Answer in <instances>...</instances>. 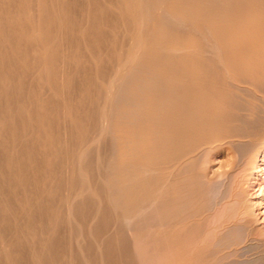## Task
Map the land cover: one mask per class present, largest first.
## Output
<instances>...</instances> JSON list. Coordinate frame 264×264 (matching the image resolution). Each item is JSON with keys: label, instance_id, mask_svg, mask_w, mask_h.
Here are the masks:
<instances>
[{"label": "rangeland", "instance_id": "1", "mask_svg": "<svg viewBox=\"0 0 264 264\" xmlns=\"http://www.w3.org/2000/svg\"><path fill=\"white\" fill-rule=\"evenodd\" d=\"M50 1H51V3H50ZM56 1H57V3H56ZM56 1L55 0H48V2H47V0H20V2H18V0H5V1L0 0V2H1L0 6H2V7H0V25L3 26L2 28L4 31V32H0V37H1V40L3 41V43H2L3 47H2V45L0 46V50L3 49L2 51H0V73L3 74V75L0 74V105H1L0 117H2V118H0V120H1L0 121V127L2 126L0 128V176L2 175V179H3V174H6V175L10 174L11 176L10 175L9 176H10L12 181L16 182L19 179V181L22 182V184H23V182H26V185L23 184V186H21V185L17 186L18 185L17 184L16 185L17 187L12 188L13 191L6 189L2 180L0 182V194H1L0 195V209H1L0 210V229H1L0 230V241L3 244V245H0V247H1V249H4V248L6 249V250L4 249L3 251H0V257H1L0 258V261H1L0 264H18L20 262H21V264H24L25 260L27 262L25 264H37V262H40L41 264H49L50 261H47V260H50V258H51V264H65V263L66 264H75V263L78 264V262H79V264L81 262H84L81 264H97L98 262L100 264H102V263L103 264H110V263L111 264H140L139 260L137 259V257L140 258V256H138L137 253L140 254L141 257L142 256L146 257L147 252L144 253L145 255H143L142 254L143 252H136L134 250V248H133V239H134L133 237L134 236H133V233H131L127 229L128 224L125 222V217L127 215H129L130 213H133L135 211V209L137 210L138 209L137 207L140 208L141 205H142V207H144L146 205H150L151 202H155L156 201L155 199L158 198L156 195V192H155L156 191L155 187L157 186V179H158V176L160 174L159 170H160V164L161 163H160L159 158L156 156L157 149L159 146V138H158V135L156 134V132H154V131H157V128H158L157 126L159 125V120H158V118H156L157 115L159 114L158 113L159 107H156V105H158L157 102H159V98L161 97V93L165 92V91H163L162 86L160 85L162 83L161 79H162L163 75L165 76L168 73L171 74L170 72L175 71V69L178 70V67L180 65L182 66V64L189 59H194V58L204 59L205 58L206 54L204 51H206V50H205L204 45H206V44L204 42H206V41L203 39L204 38L203 37V35H204L203 34L204 33L203 27H204L205 22L203 19H199V21L191 23L189 28L186 30L183 26H181L180 28H176L174 25H172V23H169L168 11L165 9V7H162V6H159L160 8L155 7L157 9V11L155 8L150 9L151 11H149V12L147 11L145 13L146 16L143 19L145 21V22H143V25L146 28L143 29L144 27L141 26L142 27L141 32H143V33H141L142 34L141 38L144 40H147L146 37H148V35L151 34V32L155 28H157L159 20H162L163 24H162L161 34H162L163 40L160 43L156 44V46H153V47L148 48L146 50L142 49V52L141 51L138 52L139 54L136 53V55L134 57H137V58H134L133 59L134 61L132 60L131 64L127 66L128 69L126 68L123 70V72L119 73L118 78H116V80L112 84V83L108 82V80L111 78L110 77L106 78V79H108V80H106L105 77L101 76V74H102L101 72H103L108 67L109 63L112 62L113 65L115 66L118 63L119 59H120L119 62L121 61V58H122L121 53L123 52V49L127 46L123 43L127 44L126 41L128 39V36L130 35V32L129 33L125 32L123 30V26L120 27V25H122L121 22L124 24L127 23V22L125 23L124 19H127V20L129 19L128 23H133V21H135L134 15L131 16L130 12L128 13V10L125 11V9L123 7H122L123 10H122V8L121 9L117 8V4H118L117 2H119L120 0H118V1H116V0H107V1L106 0H94L95 3L93 0H90L91 2L93 1L91 4L95 5L97 3V6H99V8H102V10L105 12L104 13L102 11V15H104L107 19L111 15L109 17V19L111 18L113 20L112 21L110 19L108 22V25L103 24L104 20H102L103 23H102V21H101V23L103 25H100L101 23L100 24L98 23V24L93 26L92 22L96 19H95L94 14L91 13L92 11L89 12V9H90L89 5H91L90 1H88V0H71V1L68 0L66 2H63L61 0L60 1L56 0ZM124 1L127 3V0H124ZM186 1L189 2L188 0H186ZM247 2H250V1L249 0H247V1L246 0L245 1L244 0H232L231 3L229 4L230 6L228 5V8L226 7L228 10L226 8H223L224 6L222 7V5H219L221 2H218L219 4L217 2L216 3L212 2L213 6H215V4H217V5L214 8L206 6L203 8L204 10L203 9L201 10V12L204 11L206 14H212V13H219L221 11L223 12L224 10H222V9H225L226 11H229L230 8H231V10H233V9L234 10H240L242 8L243 9L247 8V5L254 6V4L259 6L260 7V8L258 7L259 9L264 10V0H263V2H262V0H260V1L257 0V3L250 2L249 4H247ZM58 3H59V5H57ZM10 4L14 8L10 7L11 6ZM62 4L66 5V6L68 4V6L66 7V6H63ZM7 5H8V7H7ZM61 6H63V7H61ZM72 6H74V8H72ZM217 6L221 7L222 9L217 8ZM254 7H256V6H254ZM22 8H24L25 10H26V8H28L25 11L26 13L24 12V9H22ZM45 9H47V10L45 11ZM86 9L88 10V12L86 11ZM20 11H21V13H20ZM24 13H25V15H24ZM54 13H56V14H54ZM125 14H127V15L124 18ZM34 15H36V16L34 17ZM62 15H64V16H62ZM10 16H11V18H10ZM46 16L49 18L48 22H47V20H45V19H48V18H46ZM66 16H67V18H66ZM128 16H131L132 19H130ZM147 16H149V17H147ZM23 17H25V18H23ZM115 17H116V19H115ZM118 17H119V21H118ZM185 17H184V20L189 21L188 23H190V19H187ZM58 18L59 19L61 18L60 19L61 21H59ZM63 18L65 19V21ZM43 20H45V21H43ZM119 22H120V25H118ZM80 23H82V24H80ZM116 23H118V24H116ZM5 24H7L9 27ZM49 24H50V26H49ZM77 25H83V28L79 31H77L76 29L74 31V26H77ZM4 26H7L8 29L7 28L5 29ZM27 26H29V29ZM114 26H116V27L114 28ZM118 26L120 28H122V29H120L121 31L119 29H117ZM10 27H12V28H10ZM16 27H17V29H15ZM71 28H73V29H71ZM11 29H14V30L11 31ZM9 30H10V32H9ZM102 30H103V32H102ZM122 30L125 33H123ZM145 30H147L146 33H145ZM183 30H185V31H183ZM25 32H27L29 35L28 34L26 35ZM108 32H109V34H108ZM115 32H117V33L120 32L118 35L121 38L118 36L116 37L115 35L117 33L115 34ZM3 33H5L6 35ZM102 33H104V34H102ZM121 33L123 35H125V37H127V39L125 38L126 40L124 38H122ZM31 34H33L32 35L33 38H31ZM45 34L48 35V37H50V39H49V41H47V43L44 44V43H41V38H42V35H45ZM110 34L111 35L113 34L112 36H114V37H112ZM62 35H64L65 37ZM27 36H29V37H27ZM6 37H7V40L5 41ZM12 38H13V41H12ZM30 38L32 40H34V42L33 41L31 42ZM110 38H112L114 41L112 42V39H110ZM19 39H21V43H20ZM29 39H30V41H29ZM85 39H87V40H90V39L93 40L94 39L95 41L94 42L93 41L87 42V41H85ZM99 39H104V41H101L102 42L101 43V42H99L100 41ZM22 40H24L25 42H23ZM27 40L30 43L29 45L25 44ZM56 40H57V42H56ZM83 40L87 43H85ZM28 41H27V43H28ZM53 41L55 43H53ZM96 41H97V43H96ZM13 42H16V43H13ZM90 42H92V44L89 46ZM8 43H11V44H8ZM19 43H20V45H19ZM33 43L35 46H37L38 44L40 46L39 45L37 46V48H38L37 52L32 53L29 50L31 49V47H33ZM93 43L96 45L98 44L97 46H99L98 50L99 51L101 50L100 52L104 51V48H103V50L101 49L102 47H104V46H106L107 48L110 47V51L112 50L114 56L112 54L107 55L106 52L104 55V53L102 52L103 55L97 56V58L93 57L95 59L92 60V62H91V60H90L91 57H89L88 53L91 50L90 48H91V46H93ZM75 44H78L79 45L78 48L80 47L82 50L80 48L78 49L79 51L76 50L74 48ZM84 44H86V45H84ZM100 44H102L101 47H100ZM108 44L111 46H108ZM6 45H8L9 47ZM14 45H15V47H14ZM24 45H25V47H24ZM5 46L7 47V49H9L7 51H10L12 54L11 53L10 54H4V53H9V52H6ZM11 47H14V48H11ZM112 47H113V49H112ZM22 48H24V49H22ZM25 48L29 49V50L27 51ZM14 49H15V52H16V50L18 52H16V53L13 52ZM108 50H109V48H108ZM21 51H23L24 55L21 53ZM109 52H107V53H109ZM20 53L22 55H20ZM16 54H18V55H16ZM25 54H28V56H26ZM64 54H65V57H64ZM66 54H68V55H66ZM77 55H78V57L76 58ZM24 56H26V57H24ZM87 56H88V58H87ZM4 57L5 58L8 57L7 60L5 59L6 60L5 62H4ZM45 57H47V59ZM10 58H14V59H10ZM25 58H27V59H25ZM41 58H43V59H41ZM62 58L65 60H63ZM93 58H91V59H93ZM9 59L12 61L14 60L12 62V64H11V61ZM170 59H172V62L169 61ZM83 61H84V63H83ZM93 61H95V62H93ZM115 61L117 62L116 64H115ZM6 62H9V63H6ZM49 62H50L51 66L53 64L52 67H50V65L48 64ZM26 63H28V64H26ZM25 64H26V66H25ZM36 64H37V66H36ZM5 66H7V67L4 69ZM53 67H55V68H53ZM52 68L54 69L53 71L55 73L52 70L50 71V69H52ZM65 68H66V70H65ZM16 69L17 70L19 69V72ZM68 69H69V72L67 71ZM92 69H94V70H92ZM59 71H61V72H59ZM64 71L67 73H64ZM52 72L54 73V75H52L53 74ZM26 74H28V75H26ZM93 74H94L96 80L93 79V77H94ZM133 74H134V77H133ZM34 75H36V77ZM51 75H52V78H51ZM56 75H57V77H56ZM1 76L3 78H1ZM26 76H27V79H26ZM53 76H55V78ZM75 77H76V79H75ZM155 77H156V79H155ZM48 78H50L49 81L55 79L54 81L55 82L57 81L56 84L54 83V81H52V83L55 84V85L54 84L52 85V83L48 81ZM132 78H133V80H132ZM117 79L119 81H117ZM152 79L154 81L151 82ZM91 80H94V81H91ZM74 82L76 83V85H74L75 84ZM96 82H98V83H96ZM59 83H61V84H59ZM16 84L18 86L20 85L21 87L23 86V89H21V92L19 95L17 94L18 93V91H17L18 86ZM92 84H94V86ZM1 86H3V87H1ZM59 86H60V89H59ZM95 86H97V87H95ZM28 87H30V88H28ZM62 87H63V89H62ZM98 87H100L101 90H99L100 88H98ZM108 88H110L111 90ZM116 89H118V90H116ZM108 90H109V92H108ZM100 91H101V93H100ZM43 93H44V95H43ZM157 93H158V95H157ZM98 94L100 97L97 96ZM103 94H104V96H103ZM55 95H57V96H55ZM101 95L104 97V99ZM114 95H115V98H114ZM4 96H5V98H4ZM116 97H118V98H116ZM157 99H158V101H157ZM17 100L20 102L19 105L16 103ZM67 100H69V101L67 102ZM99 102H101L102 105ZM33 105H34V107H33ZM95 105H97V106H95ZM52 106H54L55 109ZM108 106L113 107V108H110ZM22 107L24 109H22ZM96 107H98V108H96ZM25 108H27V109H25ZM28 108H31V109L29 110ZM68 108H71V109H68ZM52 109H54V110H52ZM56 109L58 111H56ZM7 111H9V112L7 113ZM96 112L99 115H97ZM144 112H147L148 117L144 116ZM9 113H10V115H8ZM11 114H12V116H11ZM93 114H95V115H93ZM4 115H5V118H8V120L3 118ZM16 115H17V117H16ZM21 115H23L24 117ZM109 116L112 118H110ZM21 117H23V118H21ZM25 117H27V119ZM95 117L96 118L98 117L99 119L97 118L98 119L97 120V119H95ZM102 118H104L106 120V122H104L103 121L104 119H102ZM50 120H51V122H50ZM56 122H57V124H56ZM95 122H98V123H95ZM103 122H104V124H101ZM22 123H24V124H22ZM7 124H10V128H9V125H7ZM11 124H13V125H11ZM102 125H104V126H102ZM11 126H15V128L13 129V127H11ZM76 127H77V129H76ZM6 129H7V131H6ZM29 130H31L30 133H28ZM88 130H91V132ZM149 130H151V131H149ZM87 131H88L89 135H86ZM93 131H95V133ZM150 132H151V134H149ZM69 133L71 136L69 135ZM90 133L91 134L93 133L95 137H98L99 141L97 140L98 141V142H96L97 144L95 143L96 146L94 145L91 149H89L86 152L84 159H83V162H81V164L75 163V162L73 163V154L75 153L74 148L76 147V145H79L80 142L82 143L83 140L86 142L90 139L91 136L94 137L93 134L91 135ZM20 135L22 138L20 137ZM76 136H79V137H76ZM80 136H82V137H80ZM64 137H65V139H64ZM83 137H84V139H83ZM1 138H3V139H1ZM6 138H7V140H6ZM57 139H60V140H57ZM23 140H25L26 142H24ZM27 141L29 143H27ZM55 141H56V143H55ZM71 141H72V143H70ZM49 144H51V145L49 146ZM28 146H30V147L28 148ZM57 147H58V149H57ZM30 148L32 150V154L30 153L31 151L28 150ZM27 150H28V153L26 152ZM21 151L23 154L21 153ZM53 151H55V152H53ZM57 151L59 153H56ZM1 152L3 155L1 154ZM5 154H6V156H4ZM25 154H27L26 157H24ZM29 154H31V156ZM52 155H53V157H52ZM70 155L72 157H70ZM108 155H110V156H108ZM55 156H57V157H55ZM29 157L32 160L31 161L29 160V162H28V161H26V159L28 160ZM3 158H4V162H3ZM15 162H17V163H15ZM2 163H3V165H2ZM21 163H23V164H21ZM143 163H144V165H143ZM145 163L147 164V166ZM213 163H216V164H214L215 165L214 168H215L217 166V160ZM255 163L256 164H254V166H253L254 168L252 167L242 176L241 183H239L241 185L238 186V191H237L236 186L233 185V181H230L231 179L230 180L228 179L227 182L226 181L224 182V184H223L224 188L223 187L221 188L220 186H218L216 188L217 191L215 192L214 195H217V198L222 196V194H224V193L226 195L231 194V196H226L224 194L223 195L224 198L226 197L225 200L223 199V197H220V199L222 198L224 200V202L220 201V204L215 205V206L219 205L218 206L219 209H218V207H215L214 205L211 204V206H213V207H212V209H209L210 212L209 211L206 212L204 210H201V212L199 214L200 216H198L196 218V219L204 220L205 215L207 213L206 218L208 219V221H210L209 224L210 223L213 224L212 222H214V220H213L214 216L217 217L216 214L218 215V213H220L219 210L223 209L224 215L222 217L223 220H221V221H223L224 224L226 223V225H229V226L223 225L225 228L223 226H221V228H218L216 230V229H213L215 227L210 224L211 226H213L212 229L214 231V233L212 235H210L212 237V238H210V241H211L213 246L210 247L212 250L209 248L210 251L208 250L207 251L208 253L205 252L206 255L208 254L207 256L205 255L204 252H201L202 256L205 255L207 257V259H206V257L204 256L205 264L206 263L207 264H216V262H217V264H223V262H224V264H230V263L231 264H240V261L242 264V262L245 261L243 258H245L247 256H245L246 255L245 254V255H243V258H242L241 255L243 253L240 254V252H239L240 255L238 254V251L236 249V243H234L233 244L234 246H233V245H231L233 242L230 243L229 240H227V242H226L225 238H222V237H226V236H224V234H226V232L229 231L228 228H230V230H231L233 228V226H235L233 224H237L240 226L242 223H244V225L242 224L244 227L241 225L244 228L243 229L244 232L245 231H247L248 233L250 232L249 235L257 236V238H264V159L261 157V155L257 156ZM16 164H18V165H16ZM133 164H135V165H133ZM23 165L25 168L23 167ZM255 165H256V167H255ZM26 166H28V168H26ZM120 166H121V168H120ZM134 166H136V167H134ZM141 166H142V168H141ZM29 167H30V169H29ZM114 167H116V169ZM148 167L151 169H149ZM2 168H4V169L2 170ZM79 168H81V170H83L84 175H85V176H83L82 179H81V177H79L80 176L78 173ZM100 168H102V169H100ZM15 169H17V170L15 171ZM156 169H158V170L156 171ZM25 170H26V172H24ZM151 170H153V171H151ZM27 171H29V172L27 173ZM11 172H13V173L16 172L15 173L16 175L14 174L15 175L14 176L13 173L11 174ZM132 174H133V176H132ZM129 175L131 178L128 177ZM143 175H145V176H143ZM125 177H126V179H125ZM43 178H44V181H43ZM119 178H120V180H119ZM127 180H128V182H127ZM59 181H61L62 183ZM77 181L80 183H78ZM82 182L85 185L87 184L89 187L92 186V187H90V191L83 194V195L78 196L75 199L76 202L74 203L75 204L74 206L73 205L72 206L66 205L65 202L63 201L64 200V195H63L64 190L63 189H65V190L68 189L67 185H70V188L72 187L71 189H75V188L78 189V188H80ZM230 182H232L231 187H229V189L231 188V192L229 189L226 188V187L230 186L229 185ZM27 184H28V186H27ZM126 184H127V186H126ZM154 184H155V186H154ZM225 184H227L228 186ZM133 186H135V187H133ZM241 186H242V188H241ZM232 187H233V190H232ZM104 188L107 191L104 190ZM146 188L149 190H147ZM218 188L221 189V191H222V192H219V194L222 193L220 195L216 194V193H218V191H220ZM130 189H132V190H130ZM59 191H61V192H59ZM143 191L145 193H143ZM235 191L237 193L240 192L239 193L240 196L237 195V193ZM23 192H25V193H23ZM134 192H135V194H133ZM39 193H40V195H39ZM59 193H60V196H58ZM61 193H62V195H61ZM129 193H130V195H128ZM139 193H141V194L139 195ZM146 193L148 194V197L146 196L147 195ZM11 194L13 197H11ZM235 194L238 196V199L235 197V199L237 201L234 200V197H233V195H235ZM24 195L27 197H24ZM149 195H151L152 197ZM214 195L212 197L216 198V197H214ZM55 196L57 197V199H55L56 198ZM82 196H84V197H82ZM8 197H10L11 200H9L10 198H8ZM142 197L144 200H142ZM153 197H154V199H153ZM239 197H240V199H239ZM150 198H151V200H150ZM25 199H26V201H25ZM37 199H38V201H37ZM44 199H46L47 201ZM13 200L15 203L13 202ZM131 200L134 202L131 203ZM36 201H37V203H36ZM39 201H40V203H39ZM49 201H51V202H49ZM226 201H227V204H225ZM61 202L62 203L64 202L63 203L64 205ZM108 202L109 203L112 202V203L109 204ZM231 202H232L233 207L230 204ZM235 202H237V203H235ZM8 203H9V205H8ZM233 203L235 205H233ZM32 204L36 207L34 208ZM26 205L31 206V207L27 206V209L29 207L28 212L26 209ZM220 205H223V207ZM6 206H8V207H6ZM42 206H44V207H42ZM65 206H67V208H68L67 210H66ZM227 206H231L230 210H229V207H227ZM13 207H15V208H13ZM37 207H39V208H37ZM54 207H55V209H54ZM133 207H135V208L133 209ZM9 208H10V210H9ZM20 208L26 209V210H24L25 212L21 211L22 209H20ZM30 208H31V210H30ZM69 208H70L71 212H70ZM213 208H216V209L213 210ZM12 209H16V210H12ZM43 209L46 211H44ZM32 210H33V212L30 213L29 211H32ZM35 210H36V212H35ZM72 210L75 212L73 213ZM131 210H133V211H131ZM227 210L232 211L230 213V215L233 214L232 216H235V217H231L229 215V211L226 212L227 215H225L226 214L225 211H227ZM37 211L38 212L41 211V214L38 213ZM64 211L65 212L67 211L68 213L66 212V214H65ZM126 211L127 212L129 211L130 213L128 214V213H126ZM236 211H237V213H236ZM62 212L66 216L71 217V218H69L70 221L69 220L65 221L67 218L65 217L64 214H62ZM112 212H113V214H112ZM243 212H245V213H243ZM12 213H14V214L11 215ZM25 213H26V215H25ZM27 213L32 214V215H29ZM148 213H144L141 217H139L141 219L138 218L137 223L142 224L144 222V218H147ZM208 213H210V214H208ZM222 213L219 214L220 216L218 215L219 220L222 216L221 215ZM242 213L245 216L241 219L240 214H242ZM67 214H69V215H67ZM9 215H11L14 219L11 216L9 217ZM101 215H103V216H101ZM61 216L62 217L64 216L63 219ZM99 216H101V217H99ZM224 216H226V218ZM228 216L231 218H229ZM59 217H60V220H59ZM79 217H80V220L78 219ZM91 217H92V219H91ZM203 217H204V219H203ZM45 218H46V220H45ZM142 218H143V220H142ZM233 218H236V220H233ZM1 219H3V220H1ZM5 219H7L9 222H6L7 220L5 221ZM112 219L115 221H113ZM230 219H232V221ZM239 219H241L240 223H238ZM211 220H213V221L211 222ZM242 220H244V221L241 222ZM26 221H28V222H26ZM32 221H34V222H32ZM44 221H45V223H44ZM59 221L62 223H60ZM215 221H217L216 218H215ZM227 221L228 222L230 221L229 223L231 224V227ZM66 222L68 225L66 224ZM77 222H79V224ZM81 222H82V224H81ZM36 223H38V224H36ZM46 223H48V225ZM70 223L72 226L70 225ZM216 223L217 222L214 223L215 226L217 225ZM4 224H6L7 228L5 227ZM29 224H30V226H29ZM40 227H41V229H40ZM48 228H49V230H48ZM71 228H73V229L71 230ZM247 228H249L250 230L248 231ZM5 229H7V230H5ZM3 230H5V231H3ZM32 230H34L35 232ZM215 230H216V232H215ZM124 231H125V233H124ZM217 231H218V233L220 231H222V234L220 232L219 234H221V235H219L217 233ZM15 232H16V234H15ZM55 232H56V234H55ZM128 232H130V233H128ZM223 232H224V234H223ZM48 233L50 235H47ZM100 233H101V235H100ZM8 234H9V236H8ZM7 237H10L12 239V241H11V239H9V241L4 239ZM46 237H48V239ZM57 237L59 239L60 238L61 239L59 240ZM69 237H70V239H69ZM218 237H220V238H218ZM38 238L39 239L41 238V239L39 240ZM75 238L77 241L75 240ZM2 239H4V240H2ZM50 239L52 240V242ZM58 240H59V242H58ZM108 240L110 243L108 242ZM221 240H224V241L221 242ZM4 241H6V242H4ZM24 241H25V243H24ZM56 241H57V244H56ZM7 242H8V245L6 246ZM45 242H47V243H45ZM216 242L218 245H216ZM228 243L230 245L229 249H231V251L227 248L229 246ZM48 244H49V246H48ZM66 244H68V245H66ZM73 244H75V245H73ZM31 245H32V247H31ZM62 245H64V246L62 247ZM86 245L88 246V248ZM14 246H15V248H14ZM108 246L110 247L109 249H108ZM7 247H8V249H7ZM47 247H49L50 250ZM65 247H67V248H65ZM237 247H238V245H237ZM72 248H74V249H72ZM75 249H78V250H75ZM17 250H18V252H17ZM60 250H61V252H59ZM44 251H46V252L43 253ZM64 251H66V253ZM98 251H100L99 255H98V253H99ZM110 251H111V253H110ZM232 251H233V253H230ZM80 253H81L80 256L77 255ZM155 253L156 252L147 253V254H150L152 257L150 258L151 260L148 259L151 261V263H149L150 261H148L146 263L157 264V262L159 263V261L165 257V252L164 253L159 252L160 254L157 252L156 255H155ZM209 253H211V254H209ZM33 254H34V257H33ZM37 254L39 255V257L40 256H42V257L38 258ZM68 254H70V255H68ZM73 254L74 255L76 254V258H75V256H73ZM237 254H238V256H237ZM29 255H31L32 257ZM150 255H148L147 258L150 257ZM159 255L161 257H159ZM25 256H28V257H25ZM97 256L98 257L100 256L97 259L98 261L96 260ZM60 257H61V259H60ZM135 257L138 261L135 259ZM29 259H30V261H29ZM74 259H76V260H74ZM157 259H159V261ZM215 259H217V260H215ZM72 260H73V262H72ZM95 260L97 261L96 263H95ZM207 260H209L210 263H208L209 261H207Z\"/></svg>", "mask_w": 264, "mask_h": 264}, {"label": "bare ground", "instance_id": "2", "mask_svg": "<svg viewBox=\"0 0 264 264\" xmlns=\"http://www.w3.org/2000/svg\"><path fill=\"white\" fill-rule=\"evenodd\" d=\"M5 1V0H4ZM56 1V0H55ZM60 1V0H58ZM63 2H66L68 0H61ZM71 1V0H70ZM90 1V0H88ZM94 1V0H93ZM92 1V2H93ZM107 1V0H106ZM118 1V0H116ZM189 2H187L186 0H127V3L124 0H120L119 2H117V8H124L125 11L128 10V13L130 12L131 16L134 15V20L133 23H128L129 19H124L125 23H122V25H120V22L118 25L123 26V30L125 32H130V35L127 37H125V35H123L121 33L122 38H126L127 39V44L123 43L125 45H127L124 49L122 54V58L121 61L118 63L115 61V66L113 65V63H109L108 67L101 72V76L106 78H111V79H106L108 80V82L112 83L116 80V78H118L119 73L123 72L124 69L127 68L128 65L131 64L132 60L136 55V53L138 52H142L143 50H146L148 48H151L153 46H156V44L160 43L163 40L162 34H161V30H162V20H159L158 22V26L157 28H155L151 34L148 35L147 40H144L141 38V28L144 27L143 22H145L143 19L146 16V12L151 11L150 9L152 8H157L159 6L165 7V9L168 11V21L169 23H172V25H174L176 28H180L181 26H183L186 29L189 28V26L191 25V23H194L196 21H199V19H203L205 24L203 27L204 30V35H203V39L206 41L204 42L206 45L205 46V58L204 59H189L186 62H182V66L180 65L178 67V70L175 69V71L170 72L171 74H167V75H163L161 81L162 83L160 84L162 86L163 91H165L164 93H161V97L159 98V102L158 105H156V107H159V114L157 115L156 118H158L159 120V125L157 126V131L156 134L158 135L159 138V146L157 149V153L156 156L159 158L160 160V174L158 176L157 179V186L156 188V195H157V199H155V202H151L150 205H146L144 207H142V205L139 207H137L138 209L133 212L130 213L129 211L126 213H130L129 215H127L125 217V222L128 224V230L133 233V248L136 252H143L142 254L145 255L144 253H150V252H156L155 255L157 254V252H165V257L159 261V259H157L159 261V263L157 262V264H205L204 261V256L206 255L205 252H207L209 250L210 247H212V243L210 241V238H212L210 235H212L214 233L213 229H218L221 228V226L225 225V226H229L226 225V223L224 224L223 221V209L219 210L220 213H222L220 220L218 219V215L220 213H218V215L216 214L217 217L214 216V222H212L213 220H211V222L215 228L212 229L213 226H211L209 224L210 221H208V219L206 218L207 216V211H209V209H212L213 206L212 205H216V204H220V201L224 202L225 198H224V194H222L223 199L221 200L220 197L217 198V195H214L215 192L217 191L216 188L218 186H220L221 188L224 186V182L228 181V179L230 181H233V185L236 186L237 191H238V186L241 185L239 183H241V178L242 176L249 170L251 169L255 163V160L257 158V156L261 155V157L264 159V10L259 9L260 7L257 6L256 4H254V6H249L247 5V8H242L240 10H230L226 11L225 9H222L221 7L217 8H221L222 10H224L223 12H219V13H212V14H206L204 11L201 12V10L204 7H215L217 4H215V6L212 5V2H221L219 5H222L223 8H228V5L231 3L232 0H188ZM245 1V0H244ZM247 1V0H246ZM250 2L253 3H257V0H249ZM260 1V0H259ZM18 2H20V0H18ZM48 2V0H47ZM90 1V4L92 3ZM193 2V3H192ZM250 2H247V4H249ZM263 2V0H262ZM1 3V2H0ZM6 3V2H5ZM51 3V1H50ZM57 3V1H56ZM77 3V2H76ZM95 3V1H94ZM100 3V2H99ZM98 3V4H99ZM102 3V2H101ZM126 3V4H125ZM259 3V2H258ZM45 4V3H44ZM79 4V3H78ZM116 4V3H115ZM9 5V4H8ZM7 5V7H8ZM11 5V4H10ZM59 5V3L57 4ZM61 5V4H60ZM63 5V4H62ZM87 5V4H86ZM103 5V4H102ZM101 5V6H102ZM165 5V6H164ZM212 5V6H211ZM46 6V5H45ZM66 6V5H63ZM61 6V7H63ZM68 6V4H67ZM66 6V7H67ZM90 9L89 12H91L92 14H94L95 19L92 23L93 26L96 24H100L102 20H104V23L102 21L103 24L108 25L109 20V16L108 19L102 15V8H99V6H97V3L95 5L91 4L89 5ZM88 6V7H89ZM115 6V5H114ZM230 6V5H229ZM246 6V5H245ZM263 6V5H262ZM2 7V6H0ZM10 7H13L12 5ZM116 7V6H115ZM259 7V8H258ZM14 8V7H13ZM46 8V7H45ZM72 8H74V6H72ZM80 8V7H79ZM86 8V7H85ZM122 8V10H123ZM155 8V9H156ZM160 8V7H159ZM226 8V9H227ZM262 8V7H261ZM8 9V8H7ZM24 9V8H22ZM28 8H26L27 10ZM65 9V8H64ZM207 9V8H206ZM3 10V9H2ZM24 9V12L26 11ZM47 9H45L46 11ZM119 10V9H118ZM164 10V9H163ZM165 10V11H166ZM204 10V9H203ZM228 10V9H227ZM63 11V10H62ZM67 11V10H66ZM69 11V10H68ZM73 11V10H72ZM86 11L88 12V10L86 9ZM157 11V9H156ZM211 11V10H210ZM220 11V10H219ZM16 12V11H15ZM49 12V11H48ZM104 12V11H103ZM18 13V12H17ZM21 13V11H20ZM26 13V12H25ZM24 13V15H25ZM47 13V12H46ZM68 13V12H67ZM90 13V14H91ZM105 13V12H104ZM116 13V12H115ZM125 13V12H124ZM209 13V12H208ZM34 14V13H33ZM56 14V13H54ZM89 14V13H88ZM121 14V13H120ZM148 14V13H147ZM150 14V13H149ZM165 14V13H164ZM50 15V14H49ZM48 15V16H49ZM108 15V14H107ZM106 15V16H107ZM127 14L124 15V18ZM36 15H34L35 17ZM64 16V15H62ZM92 16V15H91ZM131 16H128L130 19ZM186 16V17H185ZM71 17V16H70ZM149 17V16H147ZM184 17L187 19H190V23H188L189 21L184 20ZM11 18V16H10ZM13 18V17H12ZM25 18V17H23ZM22 18V19H23ZM46 18H48L46 16ZM67 18V16H66ZM91 18V17H90ZM127 18V17H126ZM61 19V18H60ZM59 18L58 20L61 21ZM64 19V18H63ZM116 19V17H115ZM49 20L48 19H45ZM43 20V21H45ZM112 20V19H111ZM36 21V20H35ZM65 21V19H64ZM113 21V20H112ZM118 21H119V17H118ZM151 21V20H150ZM9 22V21H8ZM81 22V21H80ZM153 22V21H152ZM58 23V22H57ZM73 23V22H72ZM86 23V22H85ZM100 25H103V24ZM107 23V24H106ZM31 24V23H30ZM36 24V23H35ZM46 24V23H45ZM82 24V23H80ZM7 25V24H5ZM63 25V24H62ZM74 25V24H73ZM110 25V24H109ZM8 26V25H7ZM4 26L5 29L8 27ZM50 26V24H49ZM48 26V27H49ZM113 26V25H112ZM142 26V27H141ZM3 26L0 25V32H4L3 31ZM25 27V26H24ZM23 27V28H24ZM29 29V26H27ZM116 26H114L115 28ZM118 26L117 29H122ZM12 28V27H10ZM14 28V27H13ZM56 28V27H55ZM83 28V25H77L74 26V31L75 29L77 31L81 30ZM146 27H144L143 29H145ZM4 29V30H5ZM17 29V27L15 28ZM25 29V28H24ZM44 29V28H43ZM61 29V28H60ZM73 29V28H71ZM14 29H11V31ZM113 30V29H112ZM122 30V32H123ZM183 30V31H185ZM17 31V30H16ZM19 31V30H18ZM108 31V30H107ZM121 31V30H120ZM147 30H145L146 33ZM10 32V30H9ZM8 32V33H9ZM20 32V31H19ZM49 32V31H48ZM59 32V31H58ZM103 32V30H102ZM111 32V31H110ZM123 32V33H125ZM195 32V31H194ZM6 33V32H5ZM3 33V34H5ZM26 35L28 34L27 32H25ZM24 33V34H25ZM112 33V32H111ZM117 32H115L116 34ZM120 32H118L115 36L120 37L118 34ZM21 34V33H20ZM48 34V33H47ZM104 34V33H102ZM109 34V32H108ZM107 34V35H108ZM6 35V34H5ZM8 35V34H7ZM29 35V34H28ZM33 34H31V38ZM111 35V34H110ZM113 35V34H112ZM111 35V36H112ZM64 36V35H62ZM61 36V37H62ZM81 36V35H80ZM99 36V35H98ZM124 36V37H123ZM145 36V35H144ZM202 36V35H201ZM4 37V36H3ZM29 37V36H27ZM65 37V36H64ZM103 37V36H102ZM114 37V36H112ZM5 38V37H4ZM9 38V37H8ZM16 38V37H15ZM22 38V37H21ZM30 38V39H31ZM36 38V37H35ZM79 38V37H78ZM81 38V37H80ZM87 38V37H86ZM92 38V37H91ZM121 38V37H120ZM26 39V38H25ZM29 39V41H30ZM37 39V38H36ZM50 37H48V35H42L41 38V43H47V41H49ZM66 39V38H65ZM77 39V38H76ZM112 39V38H110ZM125 39V40H126ZM1 40V37H0ZM7 40V37L5 39V41ZM15 40V39H14ZM20 43H21V39ZM54 40V39H53ZM79 40V39H78ZM101 41H104V39H99ZM123 40V39H122ZM13 41V38H12ZM16 41V40H15ZM23 42H25L24 40H22ZM28 41V40H27ZM26 41V45H29V41L27 43ZM34 42V40L31 39V42ZM51 41V40H50ZM84 41V40H83ZM82 41V42H83ZM85 41H95L94 39H90L87 40L85 39ZM84 41V42H85ZM114 40L112 39V42ZM116 41V40H115ZM18 42V41H17ZM57 42V40H56ZM66 42V41H65ZM79 42V41H78ZM81 42V43H82ZM83 42V43H84ZM85 42V43H87ZM107 42V41H106ZM119 42V41H118ZM3 41H0V46L2 45ZM16 43V42H13ZM12 43V44H13ZM19 43V45H20ZM52 43V42H51ZM53 43H55L53 41ZM97 43V41H96ZM102 43V42H101ZM116 43V42H115ZM11 44V43H8ZM32 44V43H31ZM63 44V43H62ZM92 44V42H90L89 46ZM23 45V44H22ZM39 45V44H38ZM37 45V46H38ZM51 45V44H50ZM86 45V44H84ZM96 44L93 43V46H91V50L89 51V57L93 58L100 55H105V52L107 55H113L112 50L110 51V47L109 50L106 46L102 47L101 49L104 51L100 52L98 50L99 46H95ZM102 44H100L101 47ZM104 45V44H103ZM8 46V45H6ZM6 48V52L9 53H4V54H10V51H7L9 49ZM18 46V45H17ZM37 46L34 45L33 43V47H31V49H26L27 51L29 50L30 52H37L38 48ZM40 46V45H39ZM44 46V45H43ZM53 46V45H52ZM78 44H75V49L78 50ZM88 46V45H87ZM108 46H111L108 44ZM124 46V45H123ZM3 47V45H2ZM1 47V48H2ZM9 47V46H8ZM15 47V45H14ZM11 47V48H14ZM20 47V46H19ZM23 47V46H22ZM25 47V45H24ZM54 47V46H53ZM52 47V48H53ZM96 47V48H95ZM107 49H106V48ZM21 48V47H20ZM60 48V47H59ZM68 48V47H67ZM88 48V47H87ZM18 49V48H17ZM24 49V48H22ZM81 49V48H80ZM100 49V48H99ZM107 51H106V50ZM113 49V47H112ZM3 49H1L0 51H2ZM12 50V49H11ZM19 50V49H18ZM82 50V49H81ZM80 50V51H81ZM74 51V50H73ZM79 51V50H78ZM88 51V50H87ZM110 51V52H109ZM203 51V50H202ZM15 52V49L14 51ZM16 52H18L16 50ZM15 52V53H16ZM25 52V51H24ZM71 52V51H70ZM86 52V51H85ZM109 52V53H107ZM119 52V51H118ZM14 53V54H15ZM21 53L24 55L23 51H21ZM20 53V55H22ZM28 53V52H27ZM55 53V52H54ZM53 53V54H54ZM57 53V52H56ZM119 53V54H120ZM192 53V52H191ZM203 53V52H202ZM12 54V53H11ZM19 54V53H18ZM16 54V55H18ZM70 54V53H69ZM78 54V53H77ZM139 54V53H138ZM204 54V55H205ZM2 55V54H1ZM15 55V56H16ZM19 55V56H20ZM26 56H28V54H25ZM31 55V54H30ZM29 55V56H30ZM68 55V54H66ZM87 55V54H86ZM7 56V55H6ZM10 56V55H9ZM24 56V57H26ZM33 56V55H32ZM70 56V55H69ZM75 56V55H74ZM114 56V55H113ZM12 57V56H11ZM31 57V56H30ZM40 57V56H39ZM48 57V56H47ZM47 57H45L47 59ZM54 57V56H53ZM63 57V56H62ZM65 57V54H64ZM68 57V56H67ZM78 57V55L76 56V58ZM112 57V56H111ZM139 57V56H138ZM141 57V56H140ZM8 58V57H7ZM7 58L4 57V62L7 60ZM15 58V57H14ZM14 58H10V59H14ZM22 58V57H21ZM28 58V57H27ZM25 58V59H27ZM88 58V56H87ZM94 60L95 58L91 59ZM6 59V60H5ZM9 59V60H10ZM17 59V58H16ZM39 59V58H38ZM43 59V58H41ZM52 59V58H51ZM63 59V58H62ZM142 59V58H141ZM20 60V59H19ZM24 60V59H23ZM37 60V59H36ZM50 60V59H49ZM48 60V61H49ZM65 60V59H63ZM136 60V59H135ZM138 60V59H137ZM11 61V64L12 60ZM42 61V60H41ZM46 61V60H45ZM44 61V62H45ZM47 61V62H48ZM67 61V60H66ZM113 61V60H112ZM134 61V60H133ZM169 61L172 62V59H170ZM25 62V61H24ZM54 62V61H53ZM52 62V63H53ZM95 62V61H93ZM107 62V61H106ZM9 63V62H6ZM20 63V62H19ZM60 63V62H59ZM63 63V62H62ZM84 63V61H83ZM137 63V62H136ZM24 64V63H23ZM28 64V63H26ZM25 64V66H26ZM50 65V62L48 63ZM95 64V63H94ZM142 64V63H141ZM35 65V64H34ZM48 65V66H49ZM55 65V64H54ZM69 65V64H68ZM29 66V65H28ZM37 66V64H36ZM53 66V64H52ZM50 65V67H52ZM77 66V65H76ZM75 66V67H76ZM93 66V65H92ZM91 66V67H92ZM98 66V65H97ZM7 66L4 67V69ZM21 67V66H20ZM19 67V68H20ZM30 67V66H29ZM39 67V66H38ZM63 67V66H62ZM105 67V66H104ZM183 67V68H182ZM32 68V67H31ZM30 68V69H31ZM55 68V67H53ZM50 69V71L54 70V69ZM64 68V67H63ZM87 68V67H86ZM95 68V67H94ZM27 69V68H26ZM34 69V68H33ZM32 69V70H33ZM62 69V68H61ZM89 69V68H88ZM128 69V68H127ZM135 69V68H134ZM3 70V69H2ZM17 70V69H16ZM29 70V69H28ZM64 70V69H63ZM66 70V68H65ZM94 70V69H92ZM174 70V69H173ZM19 72V69L17 70ZM34 71V70H33ZM45 71V70H44ZM69 72V69L67 70ZM88 71V70H87ZM42 72V71H41ZM54 72V71H53ZM52 72V73H53ZM61 72V71H59ZM126 72V71H125ZM141 72V71H140ZM8 73V72H7ZM11 73V72H10ZM23 73V72H22ZM25 73V72H24ZM32 73V72H31ZM34 73V72H33ZM55 73V72H54ZM54 73L52 75H54ZM64 73H67L64 71ZM73 73V72H72ZM1 75H3L2 73H0ZM19 74V73H18ZM21 74V73H20ZM29 74V73H28ZM26 74V75H28ZM47 74V73H46ZM51 74V73H50ZM57 74V73H56ZM70 74V73H69ZM95 74V73H94ZM93 74V76H94ZM97 74V73H96ZM22 75V74H21ZM51 75V78H52ZM61 75V74H60ZM59 75V76H60ZM75 75V74H74ZM127 75V74H126ZM129 75V74H128ZM24 76V75H23ZM30 76V75H29ZM32 76V75H31ZM36 77V75H34ZM64 76V75H63ZM73 76V75H72ZM162 76V75H161ZM17 77V76H16ZM47 77V76H46ZM55 78V76H53ZM57 77V75H56ZM126 77V76H125ZM134 77V74H133ZM159 77V76H158ZM157 77V78H158ZM1 78H3L1 76ZM6 78V77H5ZM12 78V77H11ZM20 78V77H19ZM59 78V77H58ZM63 78V77H62ZM67 78V77H66ZM65 78V79H66ZM71 78V77H70ZM87 78V77H86ZM89 78V77H88ZM13 79V78H12ZM18 79V78H17ZM27 79V76H26ZM37 79V78H36ZM42 79V78H41ZM50 78H48L49 81ZM76 79V77H75ZM94 80H96L95 76L93 77ZM156 79V77H155ZM23 80V79H22ZM31 80V79H30ZM35 80V79H34ZM44 80V79H43ZM55 80V79H54ZM51 80L49 82L52 83ZM63 80V79H62ZM91 80V81H94ZM133 80V78H132ZM9 81V80H8ZM11 81V80H10ZM27 81V80H26ZM64 81V80H63ZM86 81V80H85ZM117 81H119L117 79ZM116 81V82H117ZM139 81V80H138ZM154 81L153 79L151 80V82ZM28 82V81H27ZM33 82V81H32ZM38 82V81H37ZM48 82V83H49ZM57 82V81H56ZM56 82L54 81V83L56 84ZM105 82V81H104ZM11 83V82H10ZM20 83V82H19ZM23 83V82H22ZM25 83V82H24ZM31 83V82H30ZM52 83V85L54 84ZM75 83V82H74ZM89 83V82H88ZM98 83V82H96ZM119 83V82H118ZM160 83V82H159ZM7 84V83H6ZM54 84V85H55ZM61 84V83H59ZM87 84V83H86ZM95 84V83H94ZM94 84H92L94 86ZM2 85V84H1ZM17 85V84H16ZM26 85V84H25ZM48 85V84H47ZM46 85V86H47ZM76 85V83L74 84ZM98 85V84H97ZM100 85V84H99ZM116 85V84H115ZM18 86V85H17ZM30 86V85H29ZM58 86V85H57ZM107 86V85H106ZM118 86V85H117ZM158 86V85H157ZM160 86V87H161ZM3 87V86H1ZM43 87V86H42ZM49 87V86H48ZM97 87V86H95ZM110 87V86H109ZM121 87V86H120ZM159 87V88H160ZM30 88V87H28ZM33 88V87H32ZM71 88V87H70ZM100 88V87H98ZM21 89H23V86L21 87L20 85L17 87V91H18V95L21 92ZM36 89V88H35ZM38 89V88H37ZM40 89V88H39ZM60 89V86H59ZM63 89V87H62ZM110 89V88H108ZM82 90V89H81ZM92 90V89H91ZM101 90V88L99 89ZM111 90V89H110ZM118 90V89H116ZM6 91V90H5ZM14 91V90H13ZM38 91V90H37ZM47 91V90H46ZM120 91V90H119ZM118 91V92H119ZM23 92V91H22ZM29 92V91H28ZM72 92V91H71ZM95 92V91H94ZM109 92V90H108ZM117 92V91H116ZM41 93V92H40ZM39 93V94H40ZM61 93V92H60ZM91 93V92H90ZM89 93V94H90ZM99 93V92H98ZM101 93V91H100ZM159 93V92H158ZM157 93V95H158ZM5 94V93H4ZM3 94V95H4ZM23 94V93H22ZM38 94V93H37ZM42 94V93H41ZM67 94V93H66ZM70 94V93H69ZM68 94V95H69ZM88 94V95H89ZM94 94V93H93ZM8 95V94H7ZM11 95V94H10ZM44 95V93H43ZM65 95V94H64ZM63 95V96H64ZM39 96V95H38ZM57 96V95H55ZM95 96V95H94ZM99 96V94L97 95ZM102 96V95H101ZM104 96V94H103ZM102 96V97H103ZM7 97V96H6ZM13 97V96H12ZM19 97V96H18ZM33 97V96H32ZM51 97V96H50ZM53 97V96H52ZM72 97V96H71ZM79 97V96H78ZM91 97V96H90ZM100 97V96H99ZM5 98V96H4ZM26 98V97H25ZM115 98V95H114ZM118 98V97H116ZM18 99V98H17ZM52 99V98H51ZM50 99V100H51ZM102 99V98H101ZM104 99V97H103ZM106 99V98H105ZM130 99V98H129ZM10 100V99H9ZM26 100V99H25ZM82 100V99H81ZM94 100V99H93ZM99 100V99H98ZM21 101V100H20ZM69 100H67L68 102ZM158 101V99H157ZM66 102V103H67ZM3 103V102H2ZM16 103L19 105L20 102L17 100ZM70 103V102H69ZM68 103V104H69ZM72 103V102H71ZM101 104V102H99ZM115 103V102H114ZM117 103V102H116ZM31 104V103H30ZM29 104V105H30ZM46 104V103H45ZM65 104V103H64ZM77 104V103H76ZM91 104V103H90ZM99 104V105H100ZM110 104V103H109ZM28 105V106H29ZM51 105V104H50ZM53 105V104H52ZM102 105V104H101ZM5 106V105H4ZM71 106V105H70ZM74 106V105H73ZM78 106V105H77ZM97 106V105H95ZM107 106V105H106ZM113 106V105H112ZM1 107V105H0ZM3 107V106H2ZM27 107V106H26ZM34 107V105H33ZM54 108V106H52ZM69 107V106H68ZM86 107V106H85ZM94 107V106H93ZM104 107V106H103ZM110 107V106H108ZM4 108V107H3ZM7 108V107H6ZM49 108V107H48ZM98 108V107H96ZM113 108V107H110ZM2 109V108H1ZM5 109V108H4ZM22 109H24L22 107ZM27 109V108H25ZM29 110L31 108H28ZM55 109V108H54ZM52 109V110H54ZM71 109V108H68ZM106 109V108H105ZM33 110V109H32ZM48 110V109H47ZM89 110V109H88ZM99 110V109H98ZM28 111V110H27ZM56 111H58L56 109ZM68 111V110H67ZM96 111V110H95ZM94 111V112H95ZM9 111H7L8 113ZM11 112V111H10ZM13 112V111H12ZM18 112V111H17ZM25 112V111H24ZM42 112V111H41ZM40 112V113H41ZM93 112V111H92ZM50 113V112H49ZM59 113V112H58ZM111 113V112H110ZM21 114V113H20ZM84 114V113H83ZM97 114V112H96ZM10 115V113L8 114ZM65 115V114H64ZM68 115V114H67ZM95 115V114H93ZM99 115V114H97ZM12 116V114H11ZM23 116V115H21ZM29 116V115H28ZM32 116V115H31ZM57 116V115H56ZM144 116L148 117L147 112H144ZM10 117V116H9ZM14 117V116H13ZM17 117V115H16ZM24 117V116H23ZM21 117V118H23ZM85 117V116H84ZM100 117V116H99ZM104 117V116H103ZM110 117V116H109ZM2 118V117H0ZM5 118V115L4 117ZM27 119V117H25ZM24 118V119H25ZM48 118V117H47ZM93 118V117H92ZM98 118V117H97ZM95 117V119H97ZM112 118V117H110ZM8 120V118H5ZM15 119V118H14ZM13 119V120H14ZM29 119V118H28ZM67 119V118H66ZM99 119V118H98ZM97 119V120H98ZM101 119V118H100ZM104 119V118H102ZM17 120V119H16ZM52 120V119H51ZM50 120V122H51ZM62 120V119H61ZM79 120V119H78ZM1 121V120H0ZM58 121V120H57ZM95 121V120H94ZM104 122H106V120H103ZM21 122V121H20ZM68 122V121H67ZM82 122V121H81ZM102 122V121H101ZM101 123V124H104ZM19 123V122H18ZM25 123V122H24ZM22 123V124H24ZM98 123V122H95ZM100 123V122H99ZM110 123V122H109ZM14 124V123H13ZM11 124V125H13ZM20 124V123H19ZM18 124V125H19ZM27 124V123H26ZM57 124V122H56ZM9 125L10 128V124ZM17 125V126H18ZM16 126V125H15ZM15 126H11L13 127V129L15 128ZM61 126V125H60ZM70 126V125H69ZM91 126V125H90ZM89 126V127H90ZM104 126V125H102ZM107 126V125H106ZM2 127V126H1ZM0 127V128H1ZM51 127V126H50ZM85 127V126H84ZM53 128V127H52ZM71 128V127H70ZM97 128V127H96ZM102 128V127H101ZM3 129V128H2ZM12 129V128H11ZM19 129V128H18ZM25 129V128H24ZM27 129V128H26ZM30 129V128H29ZM72 129V128H71ZM77 129V127H76ZM45 130V129H44ZM54 130V129H53ZM52 130V131H53ZM59 130V129H58ZM109 130V129H108ZM7 131V129H6ZM31 130H29L28 133H30ZM66 131V130H65ZM73 131V130H72ZM77 131V130H76ZM91 132V130H88ZM88 131L86 132V135L88 134ZM101 131V130H100ZM151 131V130H149ZM12 132V131H11ZM18 132V131H17ZM25 132V131H24ZM47 132V131H46ZM50 132V131H49ZM57 132V131H56ZM60 132V131H59ZM95 133V131H93ZM104 132V131H103ZM102 132V133H103ZM106 132V131H105ZM109 132V131H108ZM107 132V133H108ZM48 133V132H47ZM72 133V132H71ZM10 134V133H9ZM20 134V133H19ZM56 134V133H55ZM81 134V133H80ZM91 134V133H90ZM93 134V133H92ZM91 134V135H92ZM101 134V133H100ZM99 134V135H100ZM104 134V133H103ZM151 134V132L149 133ZM15 135V134H14ZM22 135V134H21ZM20 135V137H21ZM31 135V134H30ZM64 135V134H63ZM70 135V133H69ZM19 136V135H18ZM71 136V135H70ZM85 136V135H84ZM94 136V134H93ZM101 136V135H100ZM4 137V136H3ZM49 137V136H48ZM57 137V136H56ZM79 137V136H76ZM82 137V136H80ZM86 137V136H85ZM90 137V136H89ZM22 138V137H21ZM51 138V137H50ZM68 138V137H67ZM3 139V138H1ZM24 139V138H23ZM65 139V137H64ZM84 139V137H83ZM101 139V138H100ZM7 140V138H6ZM16 140V139H15ZM22 140V139H21ZM30 140V139H29ZM60 140V139H57ZM56 140V141H57ZM98 140V137H90V139L88 141H84L81 143H79V145H76V147L74 148L75 153L73 154V163H79L81 164V162H83L84 156L86 154V152L91 149L94 145L96 146V142ZM108 140V139H107ZM9 141V140H8ZM24 142H26L25 140H23ZM22 141V142H23ZM55 141V143H56ZM81 141V140H80ZM79 142V141H78ZM77 142V143H78ZM10 143V142H9ZM18 143V142H17ZM21 143V142H20ZM27 143H29L27 141ZM53 143V142H52ZM59 143V142H58ZM72 143V141L70 142ZM76 143V144H77ZM96 143V144H95ZM22 144V143H21ZM67 144V143H66ZM69 144V143H68ZM75 144V143H74ZM101 144V143H100ZM11 145V144H10ZM20 145V144H19ZM51 144H49L50 146ZM53 145V144H52ZM72 145V144H71ZM23 146V145H22ZM21 146V147H22ZM27 146V145H26ZM60 146V145H59ZM99 146V145H98ZM30 146H28L29 148ZM55 147V146H54ZM71 147V146H70ZM69 147V148H70ZM73 147V146H72ZM105 147V146H104ZM110 147V146H109ZM3 148V147H2ZM7 148V147H6ZM10 148V147H9ZM19 148V147H18ZM17 148V149H18ZM25 148V147H24ZM33 148V147H32ZM95 148V147H94ZM112 148V147H111ZM21 149V148H20ZM38 149V148H37ZM58 149V147H57ZM98 149V148H97ZM107 149V148H106ZM3 150V149H2ZM15 150V149H14ZM30 150L31 154H32V150L31 148L28 149ZM28 150L26 151L28 153ZM56 150V149H55ZM59 151V150H58ZM56 153H59V152ZM67 151V150H66ZM69 151V150H68ZM71 151V150H70ZM73 151V152H74ZM97 151V150H96ZM116 151V150H115ZM13 152V151H12ZM55 152V151H53ZM61 152V151H60ZM20 153V152H19ZM18 153V154H19ZM22 153V151H21ZM25 153V152H24ZM72 153V152H71ZM97 153V152H96ZM2 154V152H1ZM7 154V153H6ZM6 154L4 156H6ZM23 154V153H22ZM31 154H29L31 156ZM55 154V153H54ZM92 154V153H91ZM3 155V154H2ZM13 155V154H12ZM27 154H25L24 157H26ZM28 155V156H29ZM69 155V154H68ZM98 155V154H97ZM37 156V155H36ZM87 156V155H86ZM110 156V155H108ZM33 157V156H32ZM53 157V155H52ZM57 157V156H55ZM70 157H72L70 155ZM91 157V156H90ZM113 157V156H112ZM8 158V157H7ZM19 158V157H18ZM17 158V159H18ZM86 158V157H85ZM101 158V157H100ZM111 158V157H110ZM13 159V158H12ZM29 160L31 161L32 159H30V157L28 158V160L26 159V161L29 162ZM217 160V166L214 168V164L213 163ZM10 161V160H9ZM14 161V160H13ZM67 161V160H66ZM72 161V160H71ZM102 161V160H101ZM107 161V160H106ZM145 161V160H144ZM263 161V160H262ZM3 162H4V158H3ZM19 162V161H18ZM22 162V161H21ZM25 162V161H24ZM23 162V163H24ZM68 162V161H67ZM103 162V161H102ZM17 163V162H15ZM21 163V164H23ZM39 163V162H38ZM72 163V162H71ZM72 163V164H73ZM139 163V162H138ZM147 163V162H146ZM145 163V164H146ZM20 164V163H19ZM28 164V163H27ZM30 164V163H29ZM35 164V163H34ZM71 164V165H72ZM130 164V163H129ZM3 165V163H2ZM18 165V164H16ZM31 165V164H30ZM70 165V164H69ZM92 165V164H91ZM102 165V164H101ZM135 165V164H133ZM140 165V164H139ZM138 165V166H139ZM144 165V163H143ZM127 166V165H126ZM132 166V165H131ZM137 166V165H136ZM134 166V167H136ZM147 166V164H146ZM149 166V165H148ZM258 166V165H257ZM24 167V165H23ZM31 167V166H30ZM29 167V169H30ZM51 167V166H50ZM57 167V166H56ZM152 167V166H151ZM256 167V165H255ZM18 168V167H17ZM25 168V167H24ZM26 168H28V166H26ZM103 168V167H102ZM100 168V169H102ZM116 169V167H114ZM121 168V166H120ZM119 168V169H120ZM123 168V167H122ZM140 168V167H139ZM142 168V166H141ZM149 168V167H148ZM254 168V167H253ZM4 168H2L3 170ZM22 169V168H21ZM34 169V168H33ZM58 169V168H57ZM61 169V168H60ZM128 169V168H127ZM146 169V168H145ZM151 169V168H149ZM12 170V169H11ZM17 169H15L16 171ZM50 170V169H49ZM54 170V169H53ZM78 170V169H77ZM110 170V169H109ZM132 170V169H131ZM148 170V169H147ZM158 169H156L157 171ZM7 171V170H6ZM60 171V170H59ZM115 171V170H114ZM123 171V170H122ZM141 171V170H140ZM144 171V170H143ZM153 171V170H151ZM2 172V171H1ZM4 172V171H3ZM26 172V170L24 171ZM29 171H27L28 173ZM91 172V171H90ZM116 172V171H115ZM118 172V171H117ZM125 172V171H124ZM128 172V171H127ZM131 172V171H130ZM135 172V171H134ZM149 172V171H148ZM10 173V172H9ZM8 173V174H9ZM13 172H11L12 174ZM16 173V172H15ZM13 173V175L15 174ZM34 173V172H33ZM50 173V172H49ZM48 173V174H49ZM71 173V172H70ZM79 177H81V179L83 178L84 172L83 170H81V168H79ZM113 173V172H112ZM126 173V172H125ZM147 173V172H146ZM3 174V173H2ZM59 174V173H58ZM122 174V173H121ZM10 175V174H9ZM3 174V179H2V175L0 176V182L2 180L4 186L6 187V189L8 190H12V188L17 187L19 185L23 186V184L26 185V182H20L19 179L18 181H12L10 176ZM16 175V174H15ZM14 175V176H15ZM31 175V174H30ZM117 175V174H116ZM115 175V176H116ZM135 175V174H134ZM140 175V174H139ZM23 176V175H22ZM28 176V175H27ZM35 176V175H34ZM54 176V175H53ZM133 176V174H132ZM145 176V175H143ZM19 177V176H18ZM30 177V176H29ZM43 177V176H42ZM51 177V176H50ZM78 177V178H79ZM129 178L130 175L128 176ZM45 178V177H44ZM43 178V181H44ZM74 178V177H73ZM124 178V177H123ZM136 178V177H135ZM62 179V178H61ZM88 179V178H87ZM126 179V177H125ZM133 179V178H132ZM145 179V178H144ZM38 180V179H37ZM78 180V179H77ZM84 180V179H83ZM107 180V179H106ZM120 180V178H119ZM153 180V179H152ZM46 181V180H45ZM79 181V180H78ZM77 181V182H78ZM92 181V180H91ZM132 181V180H131ZM37 182V181H36ZM58 182V181H57ZM61 182V181H59ZM64 182V181H63ZM70 182V181H69ZM122 182V181H121ZM128 182V180H127ZM156 182V181H155ZM62 183V182H61ZM80 183V182H78ZM77 183V184H78ZM89 183V182H88ZM118 183V182H117ZM123 183V182H122ZM148 183V182H147ZM154 183V182H153ZM18 184V185H17ZM44 184V183H43ZM46 184V183H45ZM48 184V183H47ZM64 184V183H63ZM92 184V183H91ZM104 184V183H103ZM121 184V183H120ZM156 184V183H155ZM154 184V186H155ZM232 182H230V186L226 187L227 189H229V187H231ZM237 184V185H236ZM17 185V186H16ZM34 185V184H33ZM52 185V184H51ZM59 185V184H58ZM79 185V184H78ZM97 185V184H96ZM28 186V184H27ZM36 186V185H35ZM66 186V185H65ZM68 189H63L64 190V202L66 205L68 206H74L75 202H76V198L80 195H83L87 192L90 191V187L92 186H88L87 184L85 185L83 182L80 186V188H75V189H71L70 185H67ZM75 186V185H74ZM125 186V185H124ZM127 186V184H126ZM243 186V185H242ZM241 186V188H242ZM43 187V186H42ZM57 187V186H56ZM63 187V186H62ZM79 187V186H78ZM135 187V186H133ZM139 187V186H138ZM137 187V188H138ZM234 187V186H233ZM232 187V190H233ZM23 188V187H22ZM94 188V187H93ZM144 188V187H143ZM151 188V187H150ZM224 188V187H223ZM235 188V189H236ZM24 189V188H23ZM43 189V188H42ZM41 189V190H42ZM100 189V188H99ZM125 189V188H124ZM129 189V188H128ZM133 189V188H132ZM130 189V190H132ZM145 189V188H144ZM147 189V188H146ZM154 189V188H153ZM219 189V188H218ZM32 190V189H31ZM59 190V189H58ZM92 190V189H91ZM104 190H106L104 188ZM129 190V191H130ZM138 190V189H137ZM149 190V189H147ZM152 190V189H151ZM219 192H222L221 189H219ZM226 190V189H225ZM231 192V188L229 189ZM240 190V189H239ZM243 190V189H242ZM241 190V191H242ZM13 191V190H12ZM19 191V190H18ZM23 191V190H22ZM34 191V190H33ZM107 191V190H106ZM127 191V190H126ZM227 191V190H226ZM9 192V191H8ZM40 192V191H39ZM61 192V191H59ZM125 192V191H124ZM128 192V191H127ZM225 192V191H224ZM236 192V191H235ZM13 193V192H12ZM25 193V192H23ZM27 193V192H26ZM42 193V192H41ZM55 193V192H54ZM123 193V192H122ZM143 193H145L143 191ZM142 193V194H143ZM148 193V192H147ZM146 193V194H147ZM152 193V192H151ZM228 193V192H227ZM237 193V192H236ZM240 193V192H239ZM239 193H237V195H239ZM35 194V193H34ZM91 194V193H90ZM100 194V193H99ZM135 194V192L133 193ZM138 194V193H137ZM141 193H139L140 195ZM149 194V193H148ZM148 194L146 195L148 197ZM153 194V193H152ZM219 194V195H220ZM1 195V194H0ZM3 195V194H2ZM38 195V194H37ZM40 195V193H39ZM43 195V194H42ZM62 195V193H61ZM95 195V194H94ZM121 195V194H120ZM124 195V194H123ZM130 195V193L128 194ZM214 195L213 198L212 196ZM226 195V194H225ZM236 194L233 195L234 200L235 197L238 199V196ZM249 195V194H248ZM10 196V195H9ZM60 196V193L59 195ZM151 196V195H149ZM226 196H231V194L226 195ZM240 196V195H239ZM11 197L12 194H11ZM24 197H27L24 195ZM56 197V196H55ZM84 197V196H82ZM130 197V196H129ZM152 197V196H151ZM155 197V196H154ZM153 197V199H154ZM242 197V196H241ZM7 198V197H6ZM10 198V197H8ZM122 198V197H121ZM137 198V197H136ZM229 198V197H228ZM227 198V199H228ZM245 198V197H244ZM35 199V198H34ZM33 199V200H34ZM39 199V198H38ZM37 199V201H38ZM57 199V197L55 198ZM95 199V198H94ZM107 199V198H106ZM124 199V198H123ZM134 199V198H133ZM141 199V198H140ZM146 199V198H145ZM149 199V198H148ZM147 199V200H148ZM231 199V198H230ZM240 199V197H239ZM11 200V198L9 199ZM46 200V199H44ZM50 200V199H49ZM109 200V199H108ZM122 200V199H121ZM142 200L143 197H142ZM151 200V198H150ZM26 201V199H25ZM36 201V203H37ZM47 201V200H46ZM57 201V200H56ZM123 201V200H122ZM139 201V200H138ZM146 201V200H145ZM144 201V202H145ZM232 201V200H231ZM237 201V200H236ZM6 202V201H5ZM9 202V201H8ZM14 202V200H13ZM29 202V201H28ZM27 202V203H28ZM43 202V201H42ZM51 202V201H49ZM63 202V203H64ZM121 202V201H120ZM134 202L131 200V203ZM136 202V201H135ZM140 202V201H139ZM143 202V201H142ZM147 202V201H146ZM150 202V201H149ZM148 202V203H149ZM2 203V202H1ZM15 203V202H14ZM40 203V201H39ZM44 203V202H43ZM58 203V202H57ZM62 203V202H61ZM62 203V204H63ZM109 203V202H108ZM112 203V202H110ZM109 203V204H110ZM124 203V202H123ZM237 203V202H235ZM4 204V203H3ZM26 204V203H25ZM56 204V203H55ZM61 204V205H62ZM102 204V203H101ZM134 204V203H133ZM144 204V203H143ZM146 204V203H145ZM222 204V203H221ZM224 204V203H223ZM225 204H227V201L225 202ZM232 206V202L230 203ZM229 204V205H230ZM7 205V204H6ZM9 205V203H8ZM33 205V204H32ZM52 205V204H51ZM64 205V204H63ZM114 205V204H113ZM112 205V206H113ZM117 205V204H116ZM115 205V206H116ZM135 205V204H134ZM157 205V206H156ZM233 205H235L233 203ZM3 206V205H2ZM5 206V205H4ZM13 206V205H12ZM15 206V205H14ZM27 206L30 205H26V209ZM60 206V205H59ZM88 206V205H87ZM132 206V205H131ZM211 206V207H210ZM219 206V205H218ZM215 206V207H218ZM223 207V205H220ZM231 206H227L230 207ZM8 207V206H6ZM31 207V206H30ZM33 207L35 208L36 206L33 205ZM44 207V206H42ZM41 207V208H42ZM50 207V206H49ZM61 207V206H60ZM64 207V206H63ZM97 207V206H96ZM210 207V208H209ZM233 207V206H232ZM241 207V206H240ZM3 208V207H2ZM15 208V207H13ZM39 208V207H37ZM66 210L68 209L67 206H65ZM71 208V207H70ZM69 208V210H70ZM81 208V207H80ZM101 208V207H100ZM135 207H133L134 209ZM8 209V208H7ZM22 209V208H20ZM26 209H22L21 211H24ZM29 209V207H28ZM27 209V212H28ZM52 209V208H51ZM55 209V207H54ZM74 209V208H73ZM216 208H213V210ZM219 209V207H218ZM227 209V208H226ZM241 209V208H240ZM1 210V209H0ZM10 210V208H9ZM12 210H16V209H12ZM18 210V209H17ZM31 210V208H30ZM34 210V209H33ZM29 211L30 213L33 212ZM44 210V209H43ZM57 210V209H56ZM55 210V211H56ZM61 210V209H60ZM103 210V209H102ZM200 210V211H199ZM201 210L206 211V215H205V219L203 217L204 220L201 219H196L198 216H200V212ZM229 210L225 211L228 212ZM232 210V209H231ZM46 211V210H44ZM73 211V210H72ZM94 211V210H93ZM120 211V210H119ZM133 211V210H131ZM203 211V212H204ZM238 211V210H237ZM236 211V213H237ZM3 212V211H2ZM16 212V211H15ZM14 212V213H15ZM25 212V211H24ZM36 212V210H35ZM38 212V211H37ZM58 212V211H57ZM56 212V213H57ZM65 212V211H64ZM67 212V211H66ZM65 212V214H66ZM71 212V210H70ZM75 211H73L74 213ZM149 212V213H148ZM210 212V211H209ZM218 212V211H217ZM232 211H229V215ZM14 213H12L11 215H13ZM41 214V211L38 212ZM55 213V214H56ZM68 213V212H67ZM84 213V212H83ZM82 213V214H83ZM100 213V212H99ZM144 213H148L147 218H144V222L142 224L137 223L138 218L141 217ZM212 213V212H211ZM245 213V212H243ZM240 214L241 219L245 216ZM29 214V213H27ZM34 214V213H33ZM44 214V213H43ZM54 214V215H55ZM60 214V213H59ZM62 214H64L62 212ZM64 214V215H65ZM70 214V213H69ZM67 214V215H69ZM86 214V213H85ZM101 214V213H100ZM113 214V212H112ZM210 214V213H208ZM9 215V217L11 216ZM26 215V213H25ZM32 215V214H29ZM45 215V214H44ZM50 215V214H49ZM125 215V214H124ZM227 215V213L225 214ZM233 214H231V217H235L232 216ZM243 215V216H242ZM6 216V215H5ZM84 216V215H83ZM103 216V215H101ZM99 216V217H101ZM210 216V215H209ZM220 216V215H219ZM8 217V216H7ZM12 217V216H11ZM34 217V216H33ZM40 217V216H39ZM62 217V216H61ZM64 217V216H63ZM62 217V219H63ZM65 217L67 218L65 221L69 220V218L65 215ZM81 217V216H80ZM80 217L78 218L80 220ZM226 218V216H224ZM229 217V216H228ZM227 217V218H228ZM229 217V218H231ZM239 217V218H240ZM5 218V217H4ZM13 218V217H12ZM11 218V219H12ZM18 218V217H17ZM21 218V217H20ZM75 218V217H74ZM82 218V217H81ZM85 218V217H84ZM95 218V217H94ZM121 218V217H120ZM215 218L217 221H215ZM228 218V219H229ZM8 219V218H7ZM5 219V221L7 220ZM14 219V218H13ZM77 219V220H78ZM89 219V218H88ZM92 219V217H91ZM141 219V218H139ZM211 219V218H210ZM238 219V218H237ZM239 222L240 223V220ZM3 220V219H1ZM10 220V219H9ZM34 220V219H33ZM36 220V219H35ZM46 220V218H45ZM55 220V219H54ZM60 220V217H59ZM113 220V219H112ZM143 220V218H142ZM232 221V219H230ZM233 220H236V218H233ZM245 220V219H244ZM244 220H242L241 222H243ZM13 221V220H12ZM70 221V220H69ZM68 221V222H69ZM115 221V220H113ZM6 222H9L8 220ZM15 222V221H14ZM28 222V221H26ZM34 222V221H32ZM40 222V221H39ZM54 222V221H53ZM60 222V221H59ZM64 222V221H63ZM74 222V221H73ZM80 222V221H79ZM79 222H77L79 224ZM84 222V221H83ZM89 222V221H88ZM100 222V221H99ZM217 222L216 226L214 225V223ZM228 222V221H227ZM230 222V221H229ZM228 222V224H230ZM236 222V223H237ZM45 223V221H44ZM55 223V222H54ZM62 223V222H60ZM65 223V222H64ZM101 223V222H100ZM99 223V224H100ZM38 224V223H36ZM48 225V223H46ZM67 224V222H66ZM82 224V222H81ZM126 224V225H127ZM244 225V223H242ZM241 224V225H242ZM3 225V224H2ZM6 227V224H4ZM9 225V224H8ZM14 225V224H13ZM25 225V224H24ZM68 225V224H67ZM71 225V223H70ZM93 225V224H92ZM101 225V224H100ZM235 226H233V228L229 231L226 232V234H224V236L226 237H222L225 238L226 242L227 240L231 242H233L231 245H233L234 243H236V249L238 251V254L240 252L241 257L243 258V255L247 256L245 258H243L245 261L242 262V264H264V238H257V236H251L249 235L250 232L248 233L247 231L244 232V226L242 227L241 225H237V224H233ZM30 226V224H29ZM53 226V225H52ZM57 226V225H56ZM72 226V225H71ZM109 226V225H108ZM210 226V227H209ZM246 226V225H245ZM100 227V226H99ZM224 227V226H223ZM231 227V224H230ZM248 227V226H247ZM4 228V227H3ZM7 228V227H6ZM44 228V227H43ZM47 228V227H46ZM111 228V227H110ZM225 228V227H224ZM226 228V229H227ZM252 228V227H251ZM41 229V227H40ZM73 228H71L72 230ZM96 229V228H95ZM99 229V228H98ZM246 229V228H245ZM253 229V228H252ZM257 229V228H256ZM1 230V229H0ZM7 230V229H5ZM3 230V231H5ZM11 230V229H10ZM49 230V228H48ZM80 230V229H79ZM101 230V229H100ZM108 230V229H107ZM127 230V231H128ZM215 230V232H216ZM225 230V229H224ZM247 230L249 231L250 229L247 228ZM9 231V230H8ZM34 231V230H32ZM45 231V230H44ZM51 231V230H50ZM103 231V230H102ZM122 231V230H121ZM219 231V230H218ZM217 231V233H218ZM27 232V231H26ZM35 232V231H34ZM74 232V231H73ZM109 232V231H108ZM107 232V233H108ZM128 232V233H130ZM222 234V231H220ZM219 232V233H220ZM248 234H247V233ZM3 233V232H2ZM25 233V232H24ZM29 233V232H28ZM95 233V232H94ZM102 233V232H101ZM100 233V235H101ZM112 233V232H111ZM122 233V232H121ZM125 233V231H124ZM127 233V232H126ZM216 233V234H217ZM218 233V234H219ZM5 234V233H4ZM14 234V233H13ZM16 234V232H15ZM46 234V233H45ZM56 234V232H55ZM97 234V233H96ZM219 234V235H221ZM245 234V235H244ZM260 234V233H259ZM47 235H50L49 233ZM67 235V234H66ZM84 235V234H83ZM86 235V234H85ZM92 235V234H91ZM110 235V234H109ZM132 235V234H131ZM258 235V234H257ZM9 236V234H8ZM87 236V235H86ZM104 236V235H103ZM111 236V235H110ZM31 237V236H30ZM59 237V236H58ZM57 237V238H58ZM78 237V236H77ZM260 237V236H259ZM8 238V239H7ZM4 238L5 240L11 239L10 237ZM27 238V237H26ZM29 238V237H28ZM48 239V237H46ZM53 238V237H52ZM84 238V237H83ZM105 238V237H104ZM108 238V237H107ZM220 238V237H218ZM2 239V240H4ZM39 239V238H38ZM41 239V238H40ZM39 239V240H40ZM44 239V238H43ZM46 239V240H47ZM59 239V238H58ZM61 239V238H60ZM59 239V240H60ZM66 239V238H65ZM70 239V237H69ZM73 239V238H72ZM79 239V238H78ZM94 239V238H93ZM110 239V238H109ZM28 240V239H27ZM45 240V241H46ZM51 240V239H50ZM58 240V242H59ZM76 240V238H75ZM101 240V239H100ZM12 241V239H11ZM32 241V240H31ZM77 241V240H76ZM80 241V240H79ZM224 240H221V242ZM236 241V242H235ZM3 242V241H2ZM6 242V241H4ZM27 242V241H26ZM43 242V241H42ZM52 242V240H51ZM50 242V243H51ZM55 242V241H54ZM53 242V243H54ZM63 242V241H62ZM74 242V241H73ZM93 242V241H92ZM91 242V243H92ZM109 242V240H108ZM214 242V241H213ZM220 242V241H219ZM1 243V241H0ZM11 243V242H10ZM13 243V242H12ZM25 243V241H24ZM29 243V242H28ZM47 243V242H45ZM49 243V244H50ZM77 243V242H76ZM110 243V242H109ZM48 244V246H49ZM52 244V243H51ZM57 244V241H56ZM78 244V243H77ZM87 244V243H86ZM214 244V243H213ZM0 245H3L2 243ZM8 245V242L6 244V246ZM10 245V244H9ZM68 245V244H66ZM75 245V244H73ZM95 245V244H94ZM108 245V244H107ZM106 245V246H107ZM216 245L217 242H216ZM229 245V243H228ZM238 245V247H237ZM13 246V245H12ZM29 246V245H28ZM45 246V245H44ZM43 246V247H44ZM64 245H62L63 247ZM87 246V245H86ZM91 246V245H90ZM234 246V245H233ZM32 247V245H31ZM46 247V246H45ZM52 247V246H51ZM77 247V246H76ZM103 247V246H102ZM105 247V246H104ZM218 247V246H217ZM225 247V246H224ZM223 247V248H224ZM4 248V247H3ZM11 248V247H10ZM15 248V246H14ZM49 249V247H47ZM67 248V247H65ZM88 248V246H87ZM110 247L108 246V249ZM226 248V247H225ZM228 249L230 248V245L227 247ZM1 249V247H0ZM5 249V248H4ZM4 249H1L0 251H3ZM8 249V247H7ZM30 249V248H29ZM28 249V250H29ZM33 249V248H32ZM74 249V248H72ZM211 249V248H210ZM235 249V250H236ZM6 250V249H5ZM21 250V249H20ZM50 250V249H49ZM58 250V249H57ZM78 250V249H75ZM133 250V251H134ZM212 250V249H211ZM231 251V249H229ZM234 250V251H235ZM47 251V250H46ZM46 251H44L43 253H45ZM134 251V252H135ZM210 251V250H209ZM221 251V250H220ZM18 252V250H17ZM30 252V251H29ZM49 252V251H48ZM61 252V250L59 251ZM66 253V251H64ZM72 252V251H71ZM74 252V251H73ZM77 252V251H76ZM98 255L100 254V251H98ZM113 252V251H112ZM201 252H204L205 255L202 256ZM5 253V252H4ZM42 253V252H41ZM40 253V254H41ZM58 253V252H57ZM69 253V252H68ZM79 253V252H78ZM111 253V251H110ZM146 255H150L147 254ZM162 253V254H163ZM208 253V252H207ZM218 253V252H217ZM216 253V254H217ZM230 253H233L230 252ZM237 253V252H236ZM26 254V253H25ZM31 254V253H30ZM47 254V253H46ZM52 254V253H51ZM59 254V253H58ZM160 254V253H159ZM211 254V253H209ZM214 254V253H213ZM228 254V253H227ZM235 254V253H234ZM237 254V256H238ZM239 254V255H240ZM2 255V254H1ZM16 255V254H15ZM38 255V254H37ZM43 255V254H42ZM49 255V254H48ZM70 255V254H68ZM77 255H81L77 254ZM102 255V254H101ZM114 255V254H113ZM139 257H137V259L139 260L140 264H145L146 262L150 261L151 259V255L150 257L147 258V256H142L140 254L137 253ZM208 255V254H207ZM206 255V256H207ZM218 255V254H217ZM233 255V254H232ZM31 256V255H29ZM44 256V255H43ZM51 256V255H50ZM73 256H75L76 258V254ZM78 256V257H79ZM110 256V255H109ZM136 256V255H135ZM205 256V257H206ZM220 256V255H219ZM218 256V257H219ZM223 256V255H222ZM226 256V255H225ZM235 256V255H234ZM12 257V256H11ZM15 257V256H14ZM28 257V256H25ZM32 257V256H31ZM34 257V254H33ZM42 257V256H40ZM38 255V258H40ZM49 257V256H48ZM69 257V256H68ZM82 257V256H81ZM80 257V258H81ZM100 257V256H99ZM97 256L96 260L99 258ZM159 257H161L159 255ZM228 257V256H227ZM1 258V257H0ZM13 258V257H12ZM22 258V257H21ZM30 258V257H29ZM50 258V257H49ZM48 258V259H49ZM79 258V259H80ZM106 258V257H105ZM104 258V259H105ZM134 258V257H133ZM158 258V257H157ZM26 259V258H25ZM24 259V260H25ZM35 259V258H34ZM45 259V258H44ZM54 259V258H53ZM61 259V257H60ZM64 259V258H63ZM71 259V258H70ZM136 259V257H135ZM136 259V260H137ZM150 259V260H148ZM207 259V257H206ZM219 259V258H218ZM226 259V258H225ZM4 260V259H3ZM40 260V259H39ZM43 260V259H42ZM46 260V259H45ZM68 260V259H67ZM76 260V259H74ZM85 260V259H84ZM95 260V263L98 261ZM101 260V259H100ZM109 260V259H108ZM107 260V261H108ZM137 260V261H138ZM217 260V259H215ZM220 260V259H219ZM242 260V259H241ZM30 261V259H29ZM49 264H51V258ZM70 261V260H69ZM68 261V262H69ZM78 261V260H77ZM81 261V260H80ZM134 261V260H133ZM209 261V260H207ZM1 262V261H0ZM3 262V261H2ZM42 262V261H41ZM54 262V261H53ZM63 262V261H62ZM73 262V260H72ZM136 262V261H135ZM8 263V262H7ZM23 263V262H22ZM27 263L26 260L24 262V264ZM75 263V262H74ZM84 263V262H81ZM80 263V264H81ZM151 263V261L149 262ZM210 263V261L208 262ZM219 263V262H218ZM18 264H21L18 263ZM37 264H41L40 262H37ZM66 264V263H65ZM76 264V263H75ZM79 264V262H78ZM97 264H100L99 262ZM103 264V263H102ZM111 264V263H110ZM148 264V263H146ZM207 264V263H206ZM217 264V262H216ZM224 264V262H223ZM231 264V263H230ZM241 264V261H240Z\"/></svg>", "mask_w": 264, "mask_h": 264}]
</instances>
